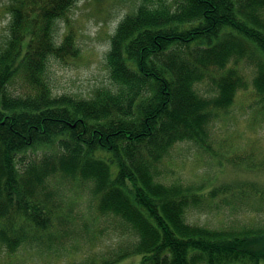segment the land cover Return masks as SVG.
I'll return each mask as SVG.
<instances>
[{"label": "trees", "instance_id": "1", "mask_svg": "<svg viewBox=\"0 0 264 264\" xmlns=\"http://www.w3.org/2000/svg\"><path fill=\"white\" fill-rule=\"evenodd\" d=\"M79 1L0 0V251L65 247L73 228L60 200L74 188L131 236L100 262L70 264H264V227L188 222L189 209L230 194L232 183L202 194L168 184L162 170L178 143L208 146L214 120L250 88L248 68L264 103V0H143L111 38L112 87L57 96L50 61L79 54L69 24L57 40L58 22Z\"/></svg>", "mask_w": 264, "mask_h": 264}, {"label": "rangeland", "instance_id": "2", "mask_svg": "<svg viewBox=\"0 0 264 264\" xmlns=\"http://www.w3.org/2000/svg\"><path fill=\"white\" fill-rule=\"evenodd\" d=\"M142 2L80 0L70 12L69 22H58L57 40L62 41L69 24L75 30L79 54L65 61H50L48 78L55 95L91 98L97 88L112 87L107 66L111 38L122 19ZM5 21L6 15L0 10V45L7 34ZM246 72L250 88L240 91L234 106L214 120L208 146L204 149L192 142L178 143L163 162V180L168 184L203 187L202 194L215 184L233 185L230 194L222 193L214 203L189 209V223L237 231L264 227V195L258 196L253 186L257 184L264 193V103L256 97L252 69ZM199 89L204 95L212 92L210 82ZM11 90L23 92L21 83ZM60 201L73 228L65 247L40 250L23 246L16 254L3 250L0 264L100 262L130 240V233L123 231L118 219L97 216L92 198L81 189L66 188ZM134 263H139V257Z\"/></svg>", "mask_w": 264, "mask_h": 264}]
</instances>
